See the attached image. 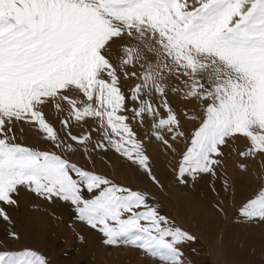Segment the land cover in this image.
<instances>
[{
  "label": "snow or ice",
  "instance_id": "obj_1",
  "mask_svg": "<svg viewBox=\"0 0 264 264\" xmlns=\"http://www.w3.org/2000/svg\"><path fill=\"white\" fill-rule=\"evenodd\" d=\"M29 133L51 149L20 142ZM153 142L173 154L183 144L181 185L217 177L226 156L243 171L264 158V0H0V264H50L13 246L21 188L68 204L105 246L190 264L183 247L196 237L154 197L71 160L113 151L163 188ZM259 180L238 207L247 223L264 224Z\"/></svg>",
  "mask_w": 264,
  "mask_h": 264
},
{
  "label": "rangeland",
  "instance_id": "obj_2",
  "mask_svg": "<svg viewBox=\"0 0 264 264\" xmlns=\"http://www.w3.org/2000/svg\"><path fill=\"white\" fill-rule=\"evenodd\" d=\"M173 103L176 104L178 101L173 100ZM49 118L55 120L56 114H50ZM183 124L186 134L193 130L192 122ZM56 127L59 129V124ZM87 128L88 126L84 125V130ZM134 130L143 138L145 128L137 126ZM73 131L79 132L81 129L76 128ZM20 142L41 149H51L50 144L42 137L32 133L21 138ZM240 143L243 144V141ZM146 147L153 173L164 185L163 188L154 184L142 171H137L130 162H126L113 151L96 154L94 164L88 162L79 152L71 156V160L98 173L109 175L118 183L147 191L154 197L162 214L167 215L185 230H187L185 222L197 224L201 232L212 230L209 235L200 238L194 234L192 226L189 227L192 230L190 233L196 237L195 243L183 247L185 258L190 264H216L213 247L214 251L217 250L219 253L221 248H224L223 257L227 256L228 262L232 261L230 254L234 257L233 262L237 261L235 259L237 258L241 264L244 261L248 264L264 263V224L247 223L238 216L241 200L257 187L259 178L264 176V158L249 159L247 170L243 171L238 166L235 154L226 156L218 168L217 177L206 176L195 182L190 181L187 185H181L174 180V168L180 158L179 152L183 150V144L177 145L178 151L175 154L164 150L155 142L147 144ZM225 180L228 182L227 191L223 187ZM18 200L19 207L11 209V216L15 230L21 234V241L13 246L33 247L45 255L50 264H156L132 248L103 245L98 233L75 220L74 209L65 202L58 199L48 202L27 193L23 188L20 190ZM217 200L225 202L226 214L216 210ZM197 213L200 220L205 219L195 220ZM4 230L5 225L0 223V239L4 238ZM81 236L84 237L83 241L79 239ZM245 246L249 252L243 250Z\"/></svg>",
  "mask_w": 264,
  "mask_h": 264
},
{
  "label": "bare ground",
  "instance_id": "obj_3",
  "mask_svg": "<svg viewBox=\"0 0 264 264\" xmlns=\"http://www.w3.org/2000/svg\"><path fill=\"white\" fill-rule=\"evenodd\" d=\"M177 198V197H176ZM175 199V198H174ZM234 206V205H233ZM237 207V206H236ZM206 212V211H205ZM208 212V211H207ZM201 213V212H200ZM176 215H177V213H175ZM178 216V215H177ZM199 215H198V213H197V216H196V218H195V220H197V221H203L204 219H202V220H200L199 219V217H198ZM207 217H209V216H207ZM178 219H179V217H178ZM191 220H192V218H191ZM186 224H187V230L190 232L191 231V233H192V230L189 228V227H191L192 226V228H193V232H194V234H197L198 236H200V238H204V237H206V234H208L209 235V232L210 231H212V230H210V231H200L199 230V227H197L198 225L197 224H192L191 222H185ZM214 229V228H213ZM236 230V232L238 231L237 229H235ZM218 231V230H217ZM220 231H222V229H220ZM223 232V231H222ZM221 232V233H222ZM245 232V231H244ZM249 232H250V230H249ZM248 232V233H249ZM243 233V232H242ZM215 234H217V233H215ZM236 234V233H235ZM237 235V234H236ZM242 236H244L243 234H242ZM222 237V236H221ZM242 238V237H241ZM214 239V238H213ZM239 239V238H238ZM237 239V240H238ZM205 240V239H204ZM203 240V242H205ZM235 240H236V238H235ZM243 241V240H242ZM241 241V242H242ZM240 242V241H239ZM240 242V243H241ZM238 245V244H237ZM240 245V244H239ZM245 245V244H244ZM226 246V245H225ZM250 247V246H249ZM239 248V247H238ZM240 249V248H239ZM247 250L248 252H249V250H248V247L247 246H245V247H243V250ZM215 250V248L213 247L212 248V251H213V254H214V257H215V262H216V264H235V262L237 263V261L239 260V259H237V258H235L237 261H234L233 262V256L232 255H230L229 254V257H230V259L232 260V261H230L229 260V262L227 261V256L226 257H223V253H224V248H221V252L219 253L217 250L216 251H214ZM227 250V249H226ZM226 252V251H225ZM229 252H231V251H229ZM232 253V252H231ZM237 253L238 252H236V255H237ZM240 253V252H239ZM226 254H228L227 252H226ZM234 254V253H233ZM235 255V256H236ZM220 257V258H219ZM232 257V258H231ZM264 260V259H263ZM242 261V260H241ZM262 261V260H261ZM239 262H240V260H239ZM261 263V262H260ZM146 264H148V263H146ZM238 264V263H237ZM240 264H241V262H240ZM243 264H248L246 261H244V263ZM264 264V263H263Z\"/></svg>",
  "mask_w": 264,
  "mask_h": 264
}]
</instances>
